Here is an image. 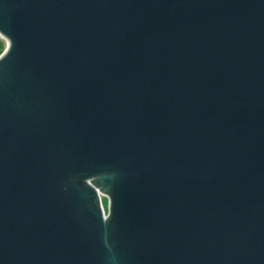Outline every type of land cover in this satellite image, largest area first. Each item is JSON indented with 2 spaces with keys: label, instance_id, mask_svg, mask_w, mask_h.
<instances>
[{
  "label": "water",
  "instance_id": "water-1",
  "mask_svg": "<svg viewBox=\"0 0 264 264\" xmlns=\"http://www.w3.org/2000/svg\"><path fill=\"white\" fill-rule=\"evenodd\" d=\"M0 34V264H264V0H0Z\"/></svg>",
  "mask_w": 264,
  "mask_h": 264
},
{
  "label": "built area",
  "instance_id": "built-area-1",
  "mask_svg": "<svg viewBox=\"0 0 264 264\" xmlns=\"http://www.w3.org/2000/svg\"><path fill=\"white\" fill-rule=\"evenodd\" d=\"M106 199V203L104 202V200ZM102 201H103V206H104V213L105 215L107 214V216L109 215L110 211L108 209V199L106 197H102Z\"/></svg>",
  "mask_w": 264,
  "mask_h": 264
},
{
  "label": "trees",
  "instance_id": "trees-1",
  "mask_svg": "<svg viewBox=\"0 0 264 264\" xmlns=\"http://www.w3.org/2000/svg\"><path fill=\"white\" fill-rule=\"evenodd\" d=\"M4 40V39H3ZM2 39H0V52H3L5 47H6V44H4ZM5 41V40H4ZM6 42V41H5Z\"/></svg>",
  "mask_w": 264,
  "mask_h": 264
},
{
  "label": "snow or ice",
  "instance_id": "snow-or-ice-1",
  "mask_svg": "<svg viewBox=\"0 0 264 264\" xmlns=\"http://www.w3.org/2000/svg\"><path fill=\"white\" fill-rule=\"evenodd\" d=\"M0 39H5V40H6V38H5V37H3V35H2V34H0ZM4 51H7V47H5ZM0 55H3V53H2V52H0ZM105 218H106V219L108 218V217H107V214H106Z\"/></svg>",
  "mask_w": 264,
  "mask_h": 264
},
{
  "label": "rangeland",
  "instance_id": "rangeland-1",
  "mask_svg": "<svg viewBox=\"0 0 264 264\" xmlns=\"http://www.w3.org/2000/svg\"><path fill=\"white\" fill-rule=\"evenodd\" d=\"M3 40V39H2ZM4 44H6V42L3 40ZM104 202H107L106 199L104 200Z\"/></svg>",
  "mask_w": 264,
  "mask_h": 264
},
{
  "label": "flooded vegetation",
  "instance_id": "flooded-vegetation-1",
  "mask_svg": "<svg viewBox=\"0 0 264 264\" xmlns=\"http://www.w3.org/2000/svg\"><path fill=\"white\" fill-rule=\"evenodd\" d=\"M106 203V202H105Z\"/></svg>",
  "mask_w": 264,
  "mask_h": 264
}]
</instances>
